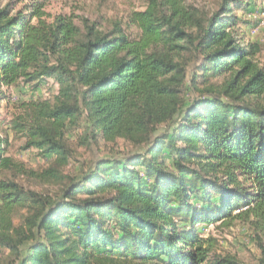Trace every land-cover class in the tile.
<instances>
[{
    "label": "trees",
    "instance_id": "trees-1",
    "mask_svg": "<svg viewBox=\"0 0 264 264\" xmlns=\"http://www.w3.org/2000/svg\"><path fill=\"white\" fill-rule=\"evenodd\" d=\"M217 3L204 14L185 0H147L109 29L73 16L50 21L42 2L0 7V105L4 88L58 86L51 100L23 103L11 124L45 168L13 160L0 134V247L8 264H243L220 238L199 232L236 221L264 232L262 48L239 40L234 11L245 4ZM188 55L198 58L192 99L184 96ZM81 119V146L140 150L64 174L66 133ZM18 176L60 193L25 188ZM259 248L255 264H264Z\"/></svg>",
    "mask_w": 264,
    "mask_h": 264
},
{
    "label": "rangeland",
    "instance_id": "rangeland-1",
    "mask_svg": "<svg viewBox=\"0 0 264 264\" xmlns=\"http://www.w3.org/2000/svg\"><path fill=\"white\" fill-rule=\"evenodd\" d=\"M147 0H0V7L12 4L15 8L22 9L25 6L32 5L35 2L44 3V11L47 19L52 20L57 15L73 16L76 18H87L90 21L97 22L102 29L111 28L115 21H124L125 18L133 11L142 10ZM187 4H194L204 14H210L218 9L217 0H185ZM245 4V9H236L234 13L240 18L241 23L238 25L240 42L258 43L262 51L256 58L259 66L264 67V1L263 0H241ZM247 5V6H246ZM187 62L186 81L189 86L185 91L186 99H192L196 95L195 90L191 88L190 78L193 71L198 65L196 55L184 57ZM218 82H222L219 79ZM6 100L0 105V134L8 138L9 148L8 155L15 161L21 162L28 169L39 171L48 165L39 152L33 148L24 149L23 139L15 135L11 128L12 122L19 116H23V103L33 98L42 100H51L54 94H57L58 86L52 80L49 85L32 91L30 88L19 84L10 88H4ZM85 123L81 119L80 126L69 128L66 133L68 145L71 149L69 163L62 168L66 175L81 174L88 171L93 163L102 158H122L127 151L140 150L125 145H106L102 143H91L89 147L79 144L78 136L81 132L82 125ZM159 134L166 131L161 127ZM6 176L10 174L6 173ZM16 180L25 188L56 195L60 193L61 186L55 184H46L27 176H18ZM199 232L206 238L209 235L217 236L221 239L220 245L222 250L236 256L243 264H255L260 256L259 246H264V232L255 231L249 222L236 221L230 227L200 226ZM225 240V241H223ZM24 248V247H23ZM26 248V247H25ZM9 253L3 247H0V264H8Z\"/></svg>",
    "mask_w": 264,
    "mask_h": 264
}]
</instances>
